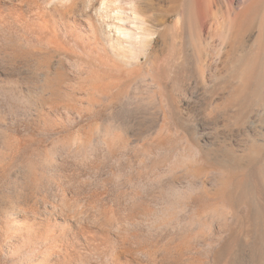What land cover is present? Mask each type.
<instances>
[{"label":"rangeland","instance_id":"374dc122","mask_svg":"<svg viewBox=\"0 0 264 264\" xmlns=\"http://www.w3.org/2000/svg\"><path fill=\"white\" fill-rule=\"evenodd\" d=\"M85 1L0 0V264H264V0H121L130 67Z\"/></svg>","mask_w":264,"mask_h":264},{"label":"bare ground","instance_id":"6f19581e","mask_svg":"<svg viewBox=\"0 0 264 264\" xmlns=\"http://www.w3.org/2000/svg\"><path fill=\"white\" fill-rule=\"evenodd\" d=\"M165 1L172 4L177 2V0ZM97 2L99 1L86 0L83 9L90 10L92 7L93 11L99 14L109 13L106 28L112 42L113 58L118 63L128 67L140 64L143 57L147 56L151 42L154 41L158 33V30L154 27L155 20L150 17L141 18L137 7L130 11H124L121 7V0H101L100 3ZM138 2V7L148 10L154 8L153 0H139ZM163 11V23H167L172 16L173 8L167 7ZM80 224V222H75L74 226L69 227H76Z\"/></svg>","mask_w":264,"mask_h":264}]
</instances>
